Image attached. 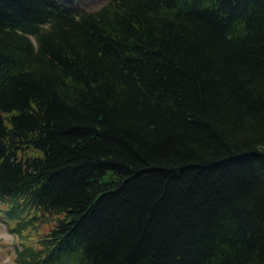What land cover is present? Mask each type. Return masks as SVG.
I'll return each instance as SVG.
<instances>
[{
	"label": "trees",
	"instance_id": "trees-1",
	"mask_svg": "<svg viewBox=\"0 0 264 264\" xmlns=\"http://www.w3.org/2000/svg\"><path fill=\"white\" fill-rule=\"evenodd\" d=\"M0 212L13 264H264V0H0Z\"/></svg>",
	"mask_w": 264,
	"mask_h": 264
},
{
	"label": "rangeland",
	"instance_id": "rangeland-1",
	"mask_svg": "<svg viewBox=\"0 0 264 264\" xmlns=\"http://www.w3.org/2000/svg\"><path fill=\"white\" fill-rule=\"evenodd\" d=\"M65 4L71 5L76 9L93 8L99 5L103 0H59ZM35 221V219L33 220ZM15 221L6 219L0 212V264H13V255L15 245L22 243L34 244L36 241L35 227H26L23 232L12 229ZM39 229V227H37Z\"/></svg>",
	"mask_w": 264,
	"mask_h": 264
}]
</instances>
